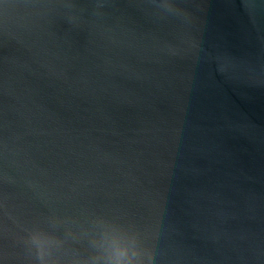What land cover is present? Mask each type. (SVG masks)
<instances>
[{
    "label": "water",
    "instance_id": "obj_1",
    "mask_svg": "<svg viewBox=\"0 0 264 264\" xmlns=\"http://www.w3.org/2000/svg\"><path fill=\"white\" fill-rule=\"evenodd\" d=\"M0 264H264V0H0Z\"/></svg>",
    "mask_w": 264,
    "mask_h": 264
}]
</instances>
